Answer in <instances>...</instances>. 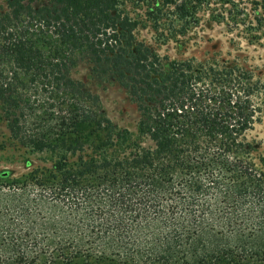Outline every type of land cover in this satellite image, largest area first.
Listing matches in <instances>:
<instances>
[{
  "label": "trees",
  "instance_id": "1",
  "mask_svg": "<svg viewBox=\"0 0 264 264\" xmlns=\"http://www.w3.org/2000/svg\"><path fill=\"white\" fill-rule=\"evenodd\" d=\"M0 1V112L50 165L0 177V264H264V84L139 36L176 41L227 1ZM80 62L127 93L133 132L72 79Z\"/></svg>",
  "mask_w": 264,
  "mask_h": 264
},
{
  "label": "rangeland",
  "instance_id": "2",
  "mask_svg": "<svg viewBox=\"0 0 264 264\" xmlns=\"http://www.w3.org/2000/svg\"><path fill=\"white\" fill-rule=\"evenodd\" d=\"M225 1L226 4L202 7L197 15L196 26L176 41L159 44L156 42L157 34L149 28L141 30L139 36L155 48L160 56L171 60H202L216 56L236 62L255 81L264 84V0ZM71 77L98 96L104 113L113 124L132 132L135 130L138 118L135 105L117 83L94 76L87 62H80L71 71ZM261 99L263 114L260 123L249 133V138L259 143V153L264 157V93ZM9 137L0 112V177L8 175L9 179H17L35 167H50L49 163H43L39 156L26 152Z\"/></svg>",
  "mask_w": 264,
  "mask_h": 264
}]
</instances>
